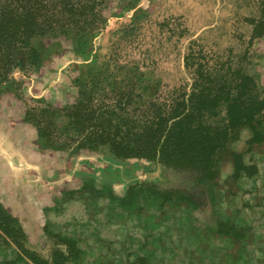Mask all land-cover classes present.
<instances>
[{
    "label": "rangeland",
    "instance_id": "obj_1",
    "mask_svg": "<svg viewBox=\"0 0 264 264\" xmlns=\"http://www.w3.org/2000/svg\"><path fill=\"white\" fill-rule=\"evenodd\" d=\"M65 17L35 40L41 67L0 88V216L19 231L1 233L0 264H264V135L241 129L227 149L246 173L227 155L206 184L109 148L187 100L200 66L214 91L244 76L264 101V0H94Z\"/></svg>",
    "mask_w": 264,
    "mask_h": 264
},
{
    "label": "trees",
    "instance_id": "obj_2",
    "mask_svg": "<svg viewBox=\"0 0 264 264\" xmlns=\"http://www.w3.org/2000/svg\"><path fill=\"white\" fill-rule=\"evenodd\" d=\"M92 1L0 0V88L11 83L16 70L41 67L44 52L36 46L35 40L56 32L51 21L58 10L66 14V22L75 21L78 7L85 9ZM66 29L63 26L61 32L63 30L64 33ZM92 30L81 26L73 33L72 39L82 38ZM200 69L199 79L193 83L192 93L187 100L185 93L181 100L176 99L171 111L152 121L143 138L131 145L110 141V153L122 161L143 159L160 164L167 170L192 171L198 184L214 181L227 155L235 164L236 177L246 173L242 155L228 152L227 147L237 141L239 131L245 127L255 132L250 144L264 135V132L258 131L264 120V101H260L254 93L249 78H236L234 87L224 93L207 87L212 75L209 70L203 71L201 66ZM171 121L174 122L169 125ZM94 133L91 131L82 142L93 145L92 150L101 145L90 141ZM167 193L162 197L164 201H182L178 191ZM1 218L0 238L5 242L1 235L3 233L14 240V234L19 231H15L6 218ZM67 260L62 254L55 261L64 264Z\"/></svg>",
    "mask_w": 264,
    "mask_h": 264
}]
</instances>
